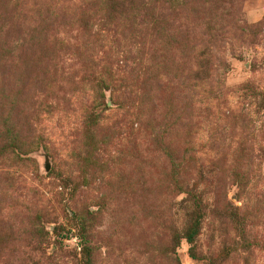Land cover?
I'll list each match as a JSON object with an SVG mask.
<instances>
[{
    "label": "rangeland",
    "instance_id": "1",
    "mask_svg": "<svg viewBox=\"0 0 264 264\" xmlns=\"http://www.w3.org/2000/svg\"><path fill=\"white\" fill-rule=\"evenodd\" d=\"M0 264H264V0H0Z\"/></svg>",
    "mask_w": 264,
    "mask_h": 264
}]
</instances>
